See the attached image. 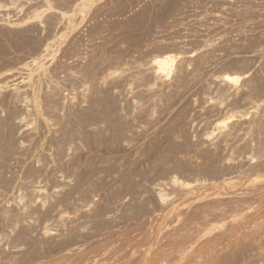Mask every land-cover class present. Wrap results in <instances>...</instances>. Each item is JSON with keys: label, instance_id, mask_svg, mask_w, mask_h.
Wrapping results in <instances>:
<instances>
[{"label": "rangeland", "instance_id": "1", "mask_svg": "<svg viewBox=\"0 0 264 264\" xmlns=\"http://www.w3.org/2000/svg\"><path fill=\"white\" fill-rule=\"evenodd\" d=\"M0 264H264V0H0Z\"/></svg>", "mask_w": 264, "mask_h": 264}, {"label": "bare ground", "instance_id": "2", "mask_svg": "<svg viewBox=\"0 0 264 264\" xmlns=\"http://www.w3.org/2000/svg\"><path fill=\"white\" fill-rule=\"evenodd\" d=\"M175 61V57L171 56V55H164V56H156L153 58V64H155V69L154 72L155 74L159 75H164L166 72L168 73V71L170 70L171 66L173 65ZM223 78L225 81L229 82V83H238L241 79L242 76L240 75H235V74H225L223 75ZM222 125H225V120H222L220 122ZM229 133V132H227ZM225 136L226 132H225ZM40 190V189H39Z\"/></svg>", "mask_w": 264, "mask_h": 264}]
</instances>
